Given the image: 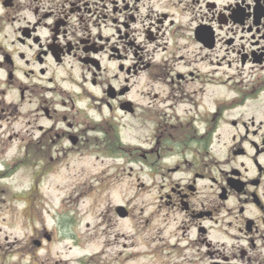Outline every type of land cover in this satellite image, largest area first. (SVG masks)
<instances>
[{
	"label": "flooded vegetation",
	"instance_id": "af4514ba",
	"mask_svg": "<svg viewBox=\"0 0 264 264\" xmlns=\"http://www.w3.org/2000/svg\"><path fill=\"white\" fill-rule=\"evenodd\" d=\"M4 126L27 264H264V0H0Z\"/></svg>",
	"mask_w": 264,
	"mask_h": 264
},
{
	"label": "rangeland",
	"instance_id": "374dc122",
	"mask_svg": "<svg viewBox=\"0 0 264 264\" xmlns=\"http://www.w3.org/2000/svg\"><path fill=\"white\" fill-rule=\"evenodd\" d=\"M22 126L21 123H16L12 128ZM7 127H0V169L1 166L11 162L14 157L17 141L11 142L9 140L10 130H4ZM97 172H68L58 171L50 173L45 179L42 188L43 195L48 198L56 199L61 196L74 195L77 189L75 185L77 181L95 180L93 178ZM93 182V181H91ZM89 184V183H88ZM88 184L86 187H88ZM29 179L24 169L19 170L14 175L8 178L0 179V197L5 198L6 201L0 199V251H5L6 258H3L5 264H27V256L24 253L23 246L29 244V238L33 234V226L39 221L34 214L33 217L29 215L27 198ZM84 184L81 182V187ZM85 190L89 191L88 188ZM115 189H106L95 187L88 196L92 197H107L119 196L114 194ZM81 196H87L80 190ZM45 206V205H42ZM45 207H48L46 205ZM48 224L50 218L46 217ZM91 218L89 217L88 220ZM96 243L87 246V250L91 251L96 247ZM8 251V252H7Z\"/></svg>",
	"mask_w": 264,
	"mask_h": 264
}]
</instances>
